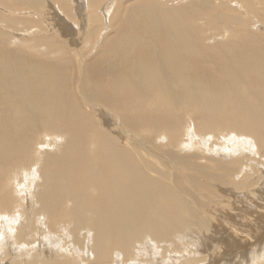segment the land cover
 Here are the masks:
<instances>
[{
  "label": "bare ground",
  "instance_id": "6f19581e",
  "mask_svg": "<svg viewBox=\"0 0 264 264\" xmlns=\"http://www.w3.org/2000/svg\"><path fill=\"white\" fill-rule=\"evenodd\" d=\"M262 219L264 0H0V264H264Z\"/></svg>",
  "mask_w": 264,
  "mask_h": 264
},
{
  "label": "rangeland",
  "instance_id": "374dc122",
  "mask_svg": "<svg viewBox=\"0 0 264 264\" xmlns=\"http://www.w3.org/2000/svg\"><path fill=\"white\" fill-rule=\"evenodd\" d=\"M5 14H7V13H5ZM234 210H235V212H238L239 211V208H234ZM235 212H234V215H235ZM227 221H230V220H228V219H226ZM231 222V221H230ZM261 223V224H260ZM264 219H262L261 220V222H259V224H257V223H255L253 226L254 227H257L258 225H262V226H259V227H261V229L260 230H256V231H246V233H244L245 231H244V229L242 228V225H245L244 223L242 224V221L240 222V224H238V225H236L237 227H241V228H239L238 230L239 231H242V233H244V235H250V236H252V237H255V236H257V235H259V234H262V233H264ZM256 225V226H255ZM223 227H225V225L223 226ZM227 228H225V229H223V228H221L220 229V231H227L226 230ZM247 229H248V227H247ZM220 235H223V234H220L219 233V236ZM263 237H264V235H263ZM232 253H233V251H231ZM244 254H247L248 253V251L247 250H245V251H242ZM246 252V253H245ZM229 254V253H228ZM234 255H235V257H236V253H233ZM238 254V253H237ZM239 255H241V253L239 254ZM232 259V258H231Z\"/></svg>",
  "mask_w": 264,
  "mask_h": 264
},
{
  "label": "clouds",
  "instance_id": "9594fccd",
  "mask_svg": "<svg viewBox=\"0 0 264 264\" xmlns=\"http://www.w3.org/2000/svg\"><path fill=\"white\" fill-rule=\"evenodd\" d=\"M189 243L192 245V246H198V241L196 239H190L189 240ZM253 252L250 253V256H249V260H250V264H256V261L255 260H252L251 257L253 256ZM255 255L257 256H260V255H264V250H261L259 252V254L257 253V251H255Z\"/></svg>",
  "mask_w": 264,
  "mask_h": 264
}]
</instances>
